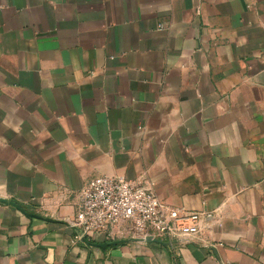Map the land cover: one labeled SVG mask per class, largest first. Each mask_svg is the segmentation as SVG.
<instances>
[{"label":"crops","instance_id":"crops-1","mask_svg":"<svg viewBox=\"0 0 264 264\" xmlns=\"http://www.w3.org/2000/svg\"><path fill=\"white\" fill-rule=\"evenodd\" d=\"M100 177L213 218L77 241ZM0 199V264H264V0H0Z\"/></svg>","mask_w":264,"mask_h":264},{"label":"built area","instance_id":"built-area-1","mask_svg":"<svg viewBox=\"0 0 264 264\" xmlns=\"http://www.w3.org/2000/svg\"><path fill=\"white\" fill-rule=\"evenodd\" d=\"M212 213L172 208L155 192L122 177L90 180L81 190V203L72 226L77 241L100 237L105 243L147 238L171 243L198 236L202 221Z\"/></svg>","mask_w":264,"mask_h":264},{"label":"water","instance_id":"water-1","mask_svg":"<svg viewBox=\"0 0 264 264\" xmlns=\"http://www.w3.org/2000/svg\"><path fill=\"white\" fill-rule=\"evenodd\" d=\"M0 203L15 207L16 209H18L19 211H21L24 215H26L28 217L40 218V217H37V216H34V215H31V214L27 213L25 211V209H23L22 206L19 203H15L12 200L0 199ZM132 240L133 241H142V240H136V239H132ZM84 241L87 244H89V242L86 239H84ZM122 242H124V241H117V242H113V243H103V244H93V246L98 247V248H108V247H111V246L119 245ZM144 242H146V243H157V244L165 245V246L168 245V243L162 242L160 240H155V239H152V238H147Z\"/></svg>","mask_w":264,"mask_h":264}]
</instances>
